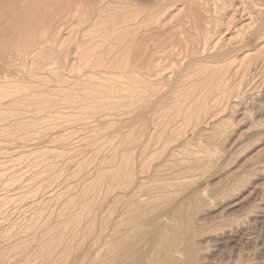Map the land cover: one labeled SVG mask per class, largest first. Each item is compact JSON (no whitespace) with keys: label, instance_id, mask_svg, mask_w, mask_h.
Here are the masks:
<instances>
[{"label":"rangeland","instance_id":"374dc122","mask_svg":"<svg viewBox=\"0 0 264 264\" xmlns=\"http://www.w3.org/2000/svg\"><path fill=\"white\" fill-rule=\"evenodd\" d=\"M0 5V264H110L125 249L142 254L123 263L163 264L157 227L182 239L181 263L264 264V0ZM165 53L197 62L158 64ZM157 197L150 231L142 209ZM176 201L189 235L172 230L186 219Z\"/></svg>","mask_w":264,"mask_h":264},{"label":"bare ground","instance_id":"6f19581e","mask_svg":"<svg viewBox=\"0 0 264 264\" xmlns=\"http://www.w3.org/2000/svg\"><path fill=\"white\" fill-rule=\"evenodd\" d=\"M10 1V0H9ZM96 1V0H95ZM119 2H120V0H118ZM215 1V0H214ZM68 2V1H67ZM3 3H5V2H3ZM7 3H8V0H7ZM82 3V2H81ZM59 4V3H58ZM3 5V4H2ZM2 5H0V7L2 6ZM80 5V4H79ZM4 6V5H3ZM67 6V5H66ZM84 6V5H83ZM89 7V6H88ZM236 7V6H235ZM59 8V7H58ZM5 10V9H4ZM87 10H88V8H87ZM190 10V9H189ZM195 10V9H194ZM263 10V9H262ZM61 11V10H60ZM92 11V10H91ZM90 11V12H91ZM109 11V10H108ZM89 12V14L88 15H93V14H91ZM137 12V11H136ZM85 13V12H84ZM179 13V12H178ZM198 13V12H197ZM200 13V12H199ZM192 14H193V12H192ZM194 14H196V13H194ZM155 15V14H154ZM100 16V15H99ZM93 17V16H92ZM92 17L90 18L91 20H92ZM194 17H195V15H194ZM15 18V17H14ZM199 18V17H198ZM133 19V18H132ZM197 19V18H196ZM134 20V19H133ZM199 20V19H198ZM206 21V20H205ZM250 21V20H249ZM61 22V21H60ZM89 22V21H88ZM96 22V21H95ZM125 22V21H124ZM187 22V21H186ZM261 22V21H260ZM195 24H197V23H200V21H198L197 23H196V21L194 22ZM58 24V23H57ZM127 24V23H126ZM201 24V23H200ZM199 24V25H200ZM209 24V23H208ZM88 25V24H87ZM90 25H91V23H90ZM134 25V24H133ZM194 25V24H193ZM121 26H122V24H121ZM120 26V27H121ZM145 26V25H144ZM175 26V25H174ZM190 26H192V25H190ZM88 27V26H87ZM146 27H147V25H146ZM215 27V26H214ZM122 28V27H121ZM145 28V27H144ZM204 28V27H203ZM91 29V28H90ZM143 29V28H142ZM180 29V28H179ZM205 29V28H204ZM5 30V29H4ZM139 30V29H138ZM146 30V29H145ZM178 30V29H177ZM74 31V30H73ZM91 31V30H90ZM120 31V30H119ZM143 31V30H142ZM176 31V30H175ZM256 31V30H255ZM71 32V31H70ZM105 32V31H104ZM104 32H102V33H104ZM106 32H108V31H106ZM139 32H140V30H139ZM139 32H138V34H139ZM168 32V31H167ZM205 32V31H204ZM72 33V32H71ZM101 33V32H100ZM99 33V34H100ZM101 33V34H102ZM109 33V32H108ZM110 33H111V31H110ZM109 33V34H110ZM126 33H127V31H126ZM125 33V34H126ZM142 33V32H141ZM159 33V32H158ZM170 33V32H169ZM174 33V32H173ZM87 34H88V32H87ZM98 34V35H99ZM128 34V33H127ZM127 34H126V36H127ZM175 34V33H174ZM103 35V34H102ZM131 35V34H130ZM159 35V34H158ZM182 35V34H181ZM207 35V34H206ZM113 36V35H112ZM140 36V35H139ZM169 36V35H168ZM98 37V36H97ZM96 37V38H97ZM105 37V36H104ZM107 37V36H106ZM141 37V36H140ZM171 37V36H170ZM173 37V36H172ZM191 37V36H190ZM206 37V36H205ZM100 38V37H99ZM102 38V37H101ZM108 38H109V36H108ZM116 38V37H115ZM131 38V37H130ZM160 39L162 38V37H159ZM178 38H180V37H178ZM104 39H106V38H104ZM104 39H101V40H104ZM118 39L120 40L121 38H119L118 37ZM125 39V38H124ZM134 39V38H133ZM142 39H143V37H142ZM170 39V38H169ZM175 39V38H174ZM189 39V38H188ZM110 40V39H109ZM141 40V39H140ZM177 40V39H176ZM210 40V39H209ZM114 41V40H113ZM117 41V40H116ZM128 41V40H127ZM135 40H133V42H134ZM151 41V40H150ZM166 41H169V40H167L166 39ZM165 41V42H166ZM100 42H102V41H100ZM126 42V41H125ZM130 42V41H129ZM145 42V41H144ZM171 42H173V39L171 40ZM176 42V41H175ZM179 42H180V39H179ZM182 42V41H181ZM103 43H105V42H103ZM112 43V42H111ZM111 43L110 44H108V46L109 45H111ZM114 43V42H113ZM116 43V42H115ZM121 43V42H120ZM132 43V42H131ZM136 43V42H135ZM169 43V42H168ZM167 43V44H168ZM203 43H205V42H203ZM202 43V45L204 46V44ZM212 43V42H211ZM89 44V43H88ZM96 44H97V41H96ZM102 44V43H101ZM133 44V43H132ZM157 44V50H159V48H162V46H163V44H165L164 42L162 43V41L161 40H159L158 39V42L156 43ZM173 44V43H172ZM174 44H177V43H174ZM113 45V44H112ZM117 45H118V43H117ZM123 45V44H122ZM128 45V44H127ZM182 45H183V43H182ZM103 46H106V45H103ZM118 46H120L121 47V44L120 45H118ZM129 46V45H128ZM166 46V45H165ZM240 46V45H239ZM98 47V46H97ZM99 47H102V46H100L99 45ZM114 47V46H113ZM176 47H177V45H176ZM175 47V48H176ZM185 47V46H184ZM96 48V47H95ZM102 48H104V47H102ZM111 48V47H110ZM141 48V47H140ZM156 48V47H155ZM164 48V47H163ZM171 48V47H170ZM185 48H187V43H186V47ZM204 48V50H205V47H203ZM97 49V48H96ZM99 49V48H98ZM97 49V50H98ZM115 49H116V46H115ZM120 49V48H119ZM135 49V48H134ZM144 49V48H143ZM165 49V48H164ZM213 49V48H212ZM85 50V49H84ZM100 50V49H99ZM104 51H105V49H103ZM121 50H124V47H123V49L121 48ZM130 50H133V49H130ZM137 50V49H136ZM139 50V49H138ZM175 50H177V49H175ZM203 50V51H204ZM263 50V49H262ZM92 51V50H91ZM102 51V50H101ZM106 51H108V50H106ZM120 51V50H119ZM170 52L169 53H171L172 51L171 50H169ZM183 51H185V50H183ZM187 51H188V49H187ZM187 51H185V52H187ZM202 51V52H203ZM221 51V50H220ZM94 52V51H93ZM96 52V51H95ZM94 52V53H95ZM103 52V51H102ZM114 52V51H113ZM134 52H135V50H134ZM140 52V51H139ZM154 52V51H153ZM156 52V51H155ZM182 52V51H181ZM201 52V51H200ZM205 52V51H204ZM94 53H92L93 55H94ZM101 53V52H100ZM136 53V52H135ZM168 53V52H167ZM193 53H195V51H194V45H193V50H192V54ZM214 53V52H213ZM216 53V52H215ZM217 53H218V51H217ZM111 54V53H110ZM117 54V53H116ZM140 54V53H139ZM157 54V53H156ZM164 54V53H163ZM207 54V53H206ZM209 54V53H208ZM91 55V54H90ZM102 55V54H101ZM103 55H104V53H103ZM112 55V54H111ZM120 55V54H119ZM135 55V54H134ZM138 55V54H137ZM149 55V54H148ZM152 55V54H151ZM157 55H159V54H157ZM166 55V56H165ZM165 55L163 56V55H161V56H158V57H155V61H157V63L159 62H161V61H163V60H169V59H171L172 57L169 55H167L166 53H165ZM221 55V54H220ZM98 56V55H97ZM100 56V55H99ZM110 56V55H109ZM122 56H124V55H122ZM209 56H212V53L209 55ZM101 57V56H100ZM105 57H106V55H105ZM112 57V56H111ZM154 57V54H153V56L151 57L150 56V58H139V56H137V57H135V58H133V63L135 64V65H138V64H141V63H144L145 65H146V63H148L149 64V62H151L152 61V58ZM199 57V56H198ZM206 58L207 56H203V58ZM213 57H215L214 56V54H213ZM213 57H210V58H213ZM102 58H103V56H102ZM114 58V57H113ZM128 58V57H127ZM131 58V57H130ZM188 58V59H187ZM209 58V57H208ZM221 58V57H220ZM240 58V57H239ZM92 59H93V57H92ZM107 59V58H106ZM110 59V58H109ZM172 59H174V62H175V64L177 63V64H183L184 62H186V64H189V63H191V62H197V61H195V60H197V59H195V55L193 56V55H190L189 53H188V55L187 56H185L184 55V57H181V58H172ZM83 60V59H82ZM114 60V59H113ZM199 60H202L201 58L199 59ZM198 60V61H199ZM97 61H98V59H97ZM108 61V59L106 60V62ZM105 62V63H106ZM114 62L116 63V61L114 60ZM114 62H112V63H114ZM119 62V61H118ZM164 62V61H163ZM208 62V61H207ZM216 62V61H215ZM218 62V61H217ZM96 63V62H95ZM110 63V62H109ZM124 63V62H123ZM158 63V64H159ZM204 63H206V62H204ZM213 63V62H212ZM89 64V63H88ZM99 64V63H98ZM162 64V63H161ZM185 64V65H186ZM116 65V64H115ZM126 65V64H125ZM204 65V64H203ZM211 65V64H210ZM96 66H99V65H96ZM150 66V65H149ZM149 66H147V68L149 67ZM153 66V65H152ZM159 66V65H158ZM171 66V65H170ZM169 66V67H170ZM209 66V65H208ZM197 67V66H196ZM207 67V66H206ZM249 67V66H248ZM86 68V67H85ZM144 68V67H143ZM187 68V67H186ZM211 68V67H210ZM53 69V68H52ZM132 69H134V68H132ZM153 69V68H152ZM153 70H155V69H153ZM165 70H166V68H165ZM52 71V70H51ZM133 71V70H132ZM187 71V70H186ZM195 71V70H194ZM201 71V70H200ZM101 72V71H100ZM135 72V71H134ZM149 72V71H148ZM180 73H182L181 72V70L179 71ZM178 72V73H179ZM111 73V72H110ZM90 74V73H89ZM92 74V73H91ZM130 74V73H129ZM184 74H186V73H184ZM197 74V73H196ZM206 74V73H205ZM153 75V74H152ZM157 75V74H156ZM93 76V75H92ZM108 76V75H107ZM137 76V75H136ZM139 76V75H138ZM120 77V76H119ZM155 77H157V76H155ZM175 77V76H174ZM185 79V78H184ZM203 79V78H202ZM100 80V79H99ZM129 80V79H128ZM181 80H182V78H181ZM186 80V79H185ZM69 81V80H68ZM67 81V82H68ZM121 81V80H120ZM174 81V80H173ZM45 82V81H44ZM180 82V81H179ZM81 83V82H80ZM87 83V82H86ZM242 83V82H241ZM77 84V83H76ZM82 84V83H81ZM110 84V83H109ZM206 84V83H205ZM72 85V84H71ZM86 85V84H85ZM97 85V84H96ZM100 85L102 86V84L100 83ZM128 85V84H127ZM240 85V84H239ZM76 86H78V85H76ZM89 86V85H88ZM93 86V85H92ZM223 86V85H222ZM82 87V86H81ZM91 87V86H90ZM89 87V88H90ZM94 87H95V85H94ZM97 87V86H96ZM120 87V86H119ZM173 87V86H172ZM1 88V87H0ZM88 88V87H87ZM99 88V87H98ZM128 88V87H127ZM212 88V87H211ZM103 89V88H102ZM216 89V88H215ZM214 89V90H215ZM221 89V88H220ZM87 90V89H86ZM85 90V91H86ZM91 90V89H90ZM104 90H106V89H104ZM143 90V89H142ZM102 91V90H101ZM110 91V90H109ZM141 91V90H140ZM93 92L94 93H97L98 92V90H93ZM92 92V93H93ZM87 94H88V92H86ZM99 93H100V89H99ZM98 93V94H99ZM104 93V92H103ZM122 93V92H121ZM139 93V92H138ZM86 94V95H87ZM98 94H96V95H98ZM106 94V93H105ZM127 94V93H126ZM142 94V93H141ZM145 94V93H144ZM189 94V93H188ZM91 95V94H90ZM100 95V94H99ZM103 95V94H102ZM108 95V94H107ZM74 96V95H73ZM88 96V95H87ZM87 96L85 97V96H83V97H85L86 99H87ZM104 96V95H103ZM148 96V95H147ZM79 97V96H78ZM90 97V96H89ZM93 97H94V95H93ZM185 97V96H184ZM99 99L101 98L100 96L98 97ZM113 98V97H112ZM143 98V97H142ZM90 100H91V97L89 98ZM95 99H97V96H96V98H94V100ZM145 99V98H144ZM147 99H149V98H147ZM160 99V98H159ZM199 99V98H198ZM89 100V101H90ZM104 100V99H103ZM109 100V99H108ZM122 100V99H121ZM130 100V99H129ZM174 100V99H173ZM82 101V100H81ZM88 100H86V102H87ZM88 101V102H89ZM100 101V100H99ZM148 101V100H147ZM157 101V100H156ZM71 102V101H70ZM101 102V101H100ZM75 103V102H74ZM89 103H91V101L89 102ZM142 103V102H141ZM86 104V103H85ZM98 104H99V102H98ZM128 104V103H127ZM149 104V103H148ZM151 104V103H150ZM154 104H156L157 105V103H154ZM181 104V103H180ZM68 105V104H67ZM84 105V104H83ZM93 105V104H92ZM129 105V104H128ZM137 105V104H136ZM139 105V104H138ZM143 105V104H142ZM152 105V104H151ZM185 105V104H184ZM189 105V104H188ZM109 106V105H108ZM141 106V105H140ZM150 106V105H149ZM176 106V105H175ZM183 106V105H182ZM181 106V107H182ZM226 106H227V104H226ZM87 107V106H86ZM119 107V106H118ZM126 107H127V105H126ZM143 107V106H142ZM156 107V106H155ZM189 107V106H188ZM81 108V107H80ZM100 108V107H99ZM123 108V107H122ZM125 108V107H124ZM145 108H147V109H150L149 107H145ZM178 108V107H177ZM183 108H184V106H183ZM195 108V107H194ZM101 109V108H100ZM147 109H145V110H142V109H139V110H142V111H144V112H149V110H147ZM179 109V108H178ZM188 109V108H187ZM147 110V111H146ZM154 110V109H153ZM212 110V109H211ZM141 111V112H142ZM181 111V110H180ZM191 111V110H190ZM244 111V110H243ZM99 112V111H98ZM140 112V111H139ZM140 112V113H141ZM143 112V113H144ZM150 112H152L153 113V111L151 110ZM155 112V111H154ZM178 112V111H177ZM197 112V111H196ZM207 112V111H206ZM224 112V111H223ZM192 113V112H191ZM215 113V112H214ZM155 114V113H154ZM179 114V113H178ZM101 115V114H100ZM180 115V114H179ZM192 115H194L193 113H192ZM80 116V115H79ZM219 116V115H218ZM171 117H174V116H171ZM110 118V117H109ZM124 118V117H123ZM152 117H150V119H151ZM147 119V118H146ZM130 120V119H129ZM170 120V119H169ZM174 120V119H173ZM149 121V120H148ZM226 121V120H225ZM130 123V122H129ZM170 123V122H169ZM174 123V122H173ZM177 123V122H176ZM94 124V123H93ZM149 124V123H148ZM129 125V124H128ZM171 125V124H170ZM194 125V124H193ZM166 126H167V124H166ZM165 128V127H164ZM134 129V128H133ZM258 131V130H257ZM148 132V131H147ZM129 133V132H128ZM131 133V132H130ZM150 133H151V130H150ZM123 135V134H122ZM147 135V134H146ZM121 136V135H120ZM258 136V135H257ZM123 137V136H122ZM135 137V136H134ZM133 137V138H134ZM162 137V136H161ZM124 138H125V136H124ZM132 138V139H133ZM138 138V137H137ZM147 138V137H146ZM118 139H120L119 137H118ZM125 140H126V138H125ZM136 139H134V141H135ZM143 140H145V139H143ZM142 140V141H143ZM165 140V139H164ZM118 141V140H117ZM119 142V141H118ZM122 142V141H121ZM133 142V141H132ZM146 142H148V141H146ZM145 142V143H146ZM124 143V142H123ZM145 143H143V144H145ZM151 143V142H150ZM118 144V143H117ZM122 144V143H121ZM107 145V144H106ZM120 145V144H119ZM141 145H142V143H141ZM123 146V145H122ZM150 146V145H149ZM161 146V145H160ZM166 146V145H165ZM141 147H143V146H141ZM147 147V146H146ZM140 148V147H139ZM151 148V147H150ZM140 149H142V148H140ZM138 150V149H137ZM149 150V149H148ZM117 151V150H116ZM139 151H137V153H138ZM141 152V151H140ZM132 153H134V152H132ZM142 153V152H141ZM139 154V153H138ZM137 154V155H138ZM147 155L149 154V152L148 153H146ZM129 155H131V154H129ZM147 155H145V157L147 156ZM139 156V155H138ZM137 156V157H138ZM127 157V156H126ZM131 157H132V155H131ZM130 157V158H131ZM136 157V158H137ZM152 157V156H151ZM134 158V157H133ZM135 158V159H136ZM132 159V158H131ZM126 161V160H125ZM130 161H132V160H130ZM126 163V162H125ZM130 163H132V162H130ZM133 164V163H132ZM132 164H130V167H133V166H131ZM129 166V165H128ZM158 166V165H157ZM120 167V166H119ZM149 167V166H148ZM157 168V167H156ZM132 171V170H131ZM127 172V171H126ZM146 175V174H145ZM150 175V174H149ZM147 176V175H146ZM137 177V176H136ZM140 177V176H139ZM149 177V176H148ZM143 178H145V176L143 177ZM125 179H126V177H125ZM137 179H139L138 177H137ZM135 181H137V180H135ZM142 181V180H141ZM145 182V181H144ZM140 183V182H139ZM138 183V184H139ZM143 183V182H142ZM141 184V183H140ZM135 185V184H134ZM71 187V186H70ZM165 187V186H164ZM163 187V188H164ZM128 188V187H127ZM134 188H135V186H134ZM131 189H132V186H131ZM136 189V188H135ZM137 191V190H136ZM189 191V190H188ZM129 193H130V191H128ZM133 194H135V193H133ZM189 194H190V192H189ZM191 194H192V192H191ZM141 195V194H140ZM135 196V195H134ZM136 196H138V195H136ZM186 196V195H185ZM140 197V196H139ZM138 197V198H139ZM137 198V199H138ZM156 198V197H155ZM158 198V197H157ZM140 199V198H139ZM162 199V198H161ZM133 200V199H132ZM136 201V198H135V200H134V202ZM141 201H142V199H141ZM138 202H139V200H138ZM177 202V201H176ZM133 203V202H132ZM137 203V202H136ZM140 203V202H139ZM142 203V202H141ZM140 203V204H141ZM144 203V202H143ZM167 203H170L169 201L167 202ZM178 203V202H177ZM175 204L174 205V207H175V210L177 211H179L180 213H182V214H184V215H186V219H185V221H181L180 223L177 221V226H172V230H177V231H179L182 235L185 233V234H187V232H188V235L190 234L189 232H191V230H192V225L189 223V219H190V216H191V210H190V212H185V209L187 208V207H185V204L184 203H182V204ZM145 207H146V209H142V210H146V212H147V216L148 217H146V220H147V222H148V225H149V227H150V231H151V229L153 228V227H155V224H156V221H155V218H154V216L155 215H153V214H159V215H165V210L162 212V210H163V208L164 207H162V208H160L161 207V205L163 206V204H164V202H159V198H158V201H155V200H153V202L152 201H148L147 203L145 202ZM172 204V203H171ZM165 205H166V202H165ZM164 205V206H165ZM170 205V204H169ZM168 206V205H167ZM134 207V206H133ZM135 207H136V209L135 210H138L140 207H142V206H137V205H135ZM134 207V208H135ZM144 207V206H143ZM169 207V206H168ZM157 209H162L161 210V212H158V213H153L154 211H156ZM165 209H166V207H165ZM140 211H141V208L139 209ZM167 210H169V209H167ZM171 211V210H170ZM187 211V210H186ZM129 212V211H128ZM139 212V211H138ZM142 212V214H143V211H141ZM173 212H175V211H173ZM179 212H178V214H179ZM185 212V213H184ZM134 213H137V212H134ZM171 213V212H170ZM131 214H133L132 212H131ZM138 214V213H137ZM144 214H146V213H144ZM177 214V213H176ZM178 214H177V216H178ZM181 214V215H182ZM172 215H174V214H172ZM135 216H137V215H135ZM141 216H143V217H145V215H141ZM170 216V215H169ZM177 216H176V218L175 219H177ZM130 217H131V215H130ZM156 217V216H155ZM171 217V216H170ZM178 217H181V216H178ZM137 219H139L140 218V215L139 216H137L136 217ZM173 218V219H174ZM144 219V218H143ZM181 219V218H180ZM179 220V219H178ZM132 221V220H131ZM131 221L129 222V223H131ZM133 222V221H132ZM141 222H142V218H141ZM140 222V223H141ZM138 223V222H137ZM179 223V224H178ZM121 225V224H120ZM144 225H146V224H144ZM122 226H124V225H122ZM130 226V225H129ZM147 226V225H146ZM140 227V226H139ZM138 227V228H139ZM161 228H162V226H160ZM164 228H165V226H163ZM121 228V227H120ZM142 228V227H141ZM145 228V227H144ZM147 228H148V226H147ZM146 228V230L148 231V229ZM158 228V227H157ZM155 229L153 232L151 231V233L149 232V233H147V235L148 234H150V236H148L149 237V242H151V249L150 250H152V253H153V251H154V253L152 254V258H154L155 259V262L156 261H159V259H158V256H157V254H159L161 257H162V259H163V264H195V259H196V257H195V254H190V252H189V258L187 259V260H185L186 262L185 263H183V261H182V263H181V260H179L178 259V257L176 256V251H180L181 249H182V247H181V244L183 243L182 242V239H180L179 240V242L178 243H175L174 241H172V242H170L169 240H167L166 238H165V233H162V231L163 230H160V229ZM169 228V227H168ZM170 228H171V226H170ZM169 228V229H170ZM115 229V228H114ZM154 229V228H153ZM163 229V228H162ZM116 230V229H115ZM121 230V229H120ZM119 230V231H120ZM144 231H141L142 233H144V232H146L145 231V229H143ZM118 231V232H119ZM117 232V231H116ZM139 232V231H138ZM141 233V234H142ZM114 234H115V232H114ZM122 234V233H121ZM134 234V233H133ZM146 234V233H145ZM185 234L183 235V236H185ZM128 235H130V234H128ZM139 235V234H138ZM187 235V236H188ZM113 236H115V235H113ZM127 236V235H126ZM110 237H112V236H110ZM117 237V236H116ZM122 237V236H121ZM103 238V237H102ZM130 238V237H129ZM187 238V240H188V238L189 237H186ZM191 238V237H190ZM121 239V238H120ZM122 239H124V238H122ZM129 241V240H128ZM137 241V240H136ZM141 241V240H140ZM143 241V240H142ZM163 242V243H161L163 246H161V247H156V243L158 244V242ZM184 241V240H183ZM32 242V241H31ZM115 242H117V241H115ZM139 242V241H138ZM159 242V243H160ZM119 243H121V241L119 242ZM141 243V242H140ZM148 243V242H147ZM146 243V244H147ZM122 244V243H121ZM133 244H135V242L133 243ZM150 244V243H149ZM132 245V244H131ZM136 245H137V243H136ZM135 245V246H136ZM141 245L142 244H140V245H138L140 248H141ZM143 245H144V243H143ZM184 245V244H183ZM92 246H93V244H92ZM126 246V245H125ZM147 246V245H146ZM146 246H143L142 247V250H144L143 248L144 247H146ZM186 246V245H185ZM184 246V247H185ZM99 247V246H98ZM121 247V246H120ZM132 247V246H131ZM134 247V246H133ZM133 247L131 248V250L133 249ZM139 247H137V248H139ZM156 247V248H155ZM123 248V247H122ZM139 248V249H140ZM186 248V247H185ZM91 250V249H90ZM123 250H124V248H123ZM122 250V251H123ZM136 250H138V249H136ZM141 250V249H140ZM114 251V250H113ZM118 251V250H117ZM125 251H126V249H125ZM121 252V253H118L119 255L116 257V258H113V259H110V264H127V263H130V262H126V263H123V260H125V261H127L128 259H130V258H135V257H137V256H140L142 253H141V251H131V252H129V250L128 251H126V252ZM191 251V250H190ZM110 252V251H109ZM119 252V251H118ZM143 252V251H142ZM149 252V251H148ZM192 252V251H191ZM82 253H84V252H82ZM150 253V252H149ZM102 254V253H101ZM104 254V253H103ZM105 254H108V253H105ZM114 254V253H113ZM110 255H112V253L110 254ZM109 254H108V258H109V256H110ZM147 255V254H146ZM150 255V254H149ZM82 256V255H81ZM97 257V256H96ZM107 257H106V259H107ZM146 257V256H145ZM100 258V257H99ZM143 258V257H142ZM150 258V257H149ZM148 258V259H149ZM80 259V258H79ZM98 261V260H97ZM107 261V260H106ZM131 261H133V260H131ZM146 261V263H147V260H145ZM149 261V260H148ZM151 261V262H150ZM150 264L152 263V261L154 262V260L152 259H150ZM101 262V261H100ZM102 262H104V261H102ZM148 262V263H149ZM106 263V262H105ZM157 263V262H156ZM159 264H160V262H158ZM134 264V263H133ZM136 264V263H135ZM137 264H139L138 262H137ZM153 264V263H152Z\"/></svg>","mask_w":264,"mask_h":264}]
</instances>
